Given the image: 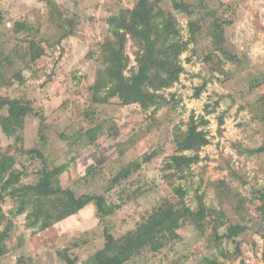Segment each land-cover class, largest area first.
Instances as JSON below:
<instances>
[{
    "label": "rangeland",
    "instance_id": "1",
    "mask_svg": "<svg viewBox=\"0 0 264 264\" xmlns=\"http://www.w3.org/2000/svg\"><path fill=\"white\" fill-rule=\"evenodd\" d=\"M138 1L0 0V48L24 54L33 39L43 50L35 62L14 52L5 76L20 71L24 81L0 86V95L23 99L33 108L18 136H6L0 126V156L15 164L0 186V194H6L2 211L10 217L19 206L6 192L14 174L21 171V185L34 184L43 167L51 173V189H69L77 197L102 195L114 207L99 216L89 203L45 229L28 226L25 213L13 216L0 264H68L67 258L85 264L105 246L107 233L120 238L166 198L177 200L173 187L178 185L186 189L188 206L196 208L198 195L204 194L208 207L223 210L225 221L239 227L241 254L225 259L219 247L234 252V243L217 244L210 225L203 234L186 223L179 238L157 252L145 248L125 264H200L214 255L224 264H264V219L254 198L264 186V0H146L171 12L188 41L178 81L159 91L160 108L147 110L122 105L106 89H93L108 55L105 46L116 39L108 18ZM182 3L190 5L191 14ZM67 20L73 31L60 41ZM189 21L196 27L193 34ZM16 23H22L21 32L15 31ZM137 51L129 39L125 75L136 69ZM191 120L207 132L209 143L186 178H167L163 165L176 152L174 133L178 127L185 131ZM32 149L40 150L44 160L30 154ZM146 155L153 156L145 162ZM135 162L139 169L112 185Z\"/></svg>",
    "mask_w": 264,
    "mask_h": 264
},
{
    "label": "trees",
    "instance_id": "2",
    "mask_svg": "<svg viewBox=\"0 0 264 264\" xmlns=\"http://www.w3.org/2000/svg\"><path fill=\"white\" fill-rule=\"evenodd\" d=\"M182 5L184 11L191 14L190 5L187 3ZM1 21L0 14V23ZM107 22L110 25V32L116 39L113 43L107 42L105 46L108 49V55H105L104 65L98 70V78L93 89L98 91L106 89L108 96L118 97L122 105L138 104L143 110L152 106L155 109L160 108L163 96L159 91L178 81L183 71L180 55L188 46V41H183L180 35L175 17L171 12L165 11L159 2L139 0L133 8L120 11L119 14L109 17ZM61 25L64 31L59 38L60 41L70 36L73 31V23L70 20H67V26H69L67 29L65 25ZM188 26L193 34L192 31L196 28L193 21H189ZM22 30V23H16L15 31ZM129 39L138 47L135 59L137 67L131 69L129 75H125L124 70L128 66L129 58L124 55V47ZM14 52L16 58L28 55L29 61L35 62L41 57L43 50L33 39L29 40L24 54H19L17 49L5 53L4 48H0V86H12L14 80H18L19 83L24 81L20 71L14 73L11 78L5 76L6 65H10L15 59ZM195 94L199 96L198 91ZM3 109H6V114L0 113V126L3 133L8 137L18 136V132L23 127V118L33 113L31 104L20 98L0 95V111ZM201 123L206 121L201 119ZM198 126L191 120L185 131L180 127L175 131L176 152L168 156L163 165V169L168 172L167 178L173 176L186 178L191 166L200 160L199 151L209 143V140L207 132L198 129ZM95 128L100 129V126ZM260 150L262 148L257 149V151ZM29 153H35L36 157L43 159L40 150L32 149ZM152 156L146 155L144 161L147 162ZM14 165L10 158L0 156V186L5 184L6 174L12 171ZM139 167L138 162L125 167L111 181L112 185L126 178ZM92 171V167L87 169L88 174ZM20 173L21 171L14 174L12 184L6 191L8 195L19 201L17 211L10 210L9 213L12 216L9 217L0 207V226L5 223L4 229L0 232V253L5 248L4 242L9 236L8 231L13 216L25 213L29 221L28 226L45 229L62 219L75 215L89 203L94 204L99 216L113 212L114 207L106 205L102 195L83 194L77 197L69 189H51L52 178L47 167H43L34 184L21 185ZM173 190L178 197L177 200L166 198L146 217L137 222L134 229L120 238H114L107 233L105 246L85 261V264H125L145 248L157 252L169 241L179 238L178 230L186 223L194 225L203 234L210 225L217 244H220L222 240L234 243V252L219 247L218 254L225 259L241 254L240 243L237 241L240 229L237 225L225 221L226 216L223 210L208 207L203 201L204 194L198 195L197 207L191 208L184 200L186 189L178 185L174 186ZM5 196V193L0 194V202L4 201ZM254 198L258 203L259 216L264 219V186L255 191ZM29 208L31 209L28 211ZM213 214L215 217H212ZM222 226H226L225 232L219 233V228ZM123 239L126 240L125 244L118 247ZM110 253L112 254L109 255ZM261 259L264 263V245ZM67 261L68 264H74V260L67 258ZM200 264L224 263L214 255L203 258Z\"/></svg>",
    "mask_w": 264,
    "mask_h": 264
}]
</instances>
